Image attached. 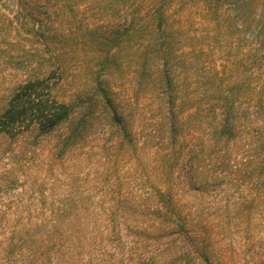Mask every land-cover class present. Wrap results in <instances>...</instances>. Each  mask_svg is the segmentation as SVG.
Returning a JSON list of instances; mask_svg holds the SVG:
<instances>
[{
    "label": "trees",
    "instance_id": "16d2710c",
    "mask_svg": "<svg viewBox=\"0 0 264 264\" xmlns=\"http://www.w3.org/2000/svg\"><path fill=\"white\" fill-rule=\"evenodd\" d=\"M173 1L0 0V68L18 75L0 100V205L28 211L0 213V264H264V8L200 6L195 22ZM72 67L88 81L61 94ZM99 129L122 150L98 200L72 184L5 203L45 139L50 164Z\"/></svg>",
    "mask_w": 264,
    "mask_h": 264
},
{
    "label": "rangeland",
    "instance_id": "374dc122",
    "mask_svg": "<svg viewBox=\"0 0 264 264\" xmlns=\"http://www.w3.org/2000/svg\"><path fill=\"white\" fill-rule=\"evenodd\" d=\"M248 2L249 4L247 6L264 8V0H248ZM172 6H183V10H181L183 14L191 17L193 21L197 22L200 20V6H223L224 8L230 9V6L242 5L240 4V0H174ZM192 30L193 33H197L195 32L196 29L192 28ZM83 52L84 50L80 48L71 49V51L68 52L71 58L74 57L71 63L74 62L76 64V56L82 55ZM214 52L216 53L217 49L210 48L207 50L209 54H214ZM219 52L220 51H218V53ZM72 68V71L75 72L76 67ZM16 72L15 69L10 67L7 69L0 68V100L9 84L17 78L18 75ZM86 80L87 78H85L84 74L78 77L76 72L71 73L67 83L62 86L60 93L63 94L65 91L71 90L74 86H79L78 84ZM116 90L121 96H127L130 93L127 85L117 86ZM100 130L101 129L93 133L91 139H89L83 149L70 153L66 159H54L50 164H46L48 160L46 156L47 149L50 148L51 144L56 140V136L45 139L38 150L29 153L26 166L20 169V171H15L18 172L19 181L14 187L11 186L12 188H9V192L2 195L5 203L17 201L29 202L38 199L52 200L69 197V189L72 184L85 185V187L90 188L93 190V194L91 195L92 199L98 200L101 196L97 188L101 185V182L105 181L104 185H108L116 179V172H112L110 168L114 160L121 158V153L119 151L122 150L120 146L106 150V146L110 144L112 135L111 133H105L103 136L104 132ZM106 138H108V140H105ZM2 144L8 149L16 146L15 142L13 143L9 140ZM113 149L117 150L116 156ZM130 165L129 161L126 163L119 160L117 166L121 168L120 174L127 172ZM6 168H10V166L7 165V163L4 164V162H0V174L2 173V175H5L3 173H5ZM37 191L38 193H36ZM83 196H89L87 190ZM27 212L28 211L22 209H6L4 206L0 205V213H5L7 215L28 214ZM30 212L37 213L38 210H32ZM209 221L211 223H216L217 218L210 216ZM96 228L101 231L106 230L102 223L96 226ZM222 239V244L231 241L234 248L240 244L237 235L229 237L227 233Z\"/></svg>",
    "mask_w": 264,
    "mask_h": 264
}]
</instances>
